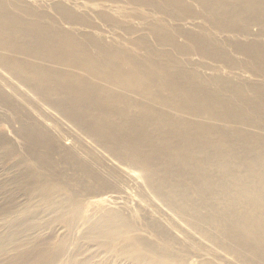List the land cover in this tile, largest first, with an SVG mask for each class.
<instances>
[{"label":"bare ground","instance_id":"6f19581e","mask_svg":"<svg viewBox=\"0 0 264 264\" xmlns=\"http://www.w3.org/2000/svg\"><path fill=\"white\" fill-rule=\"evenodd\" d=\"M84 1L0 0V112L4 107L17 112L14 97L22 95L24 86L23 91L55 109L108 153L88 149V157H82L75 147L65 148L62 137L43 123L16 118L21 123L16 148L53 174L58 154L64 165L95 184L84 181V194L65 193L53 177L37 183L34 172L36 180L30 178L27 189L30 205L6 206L1 212V219L10 212L23 216L8 224L7 236L6 230L0 234V264H221L224 255L236 264H264V86H248L256 95H247L242 83L194 67L200 64L194 58L176 56L174 50L185 56L192 52L165 24L147 27L155 42L144 35L129 43L106 28L95 35L81 32L84 26L68 27L90 25L82 10L91 7ZM128 1L157 6L154 0ZM162 1L167 11L179 7L195 14L183 0ZM198 1L221 32L247 34L254 22L264 29V0ZM102 14L111 18L106 11ZM181 31L202 55L222 54L209 47L204 33ZM235 45L249 56L244 67L264 77V41ZM214 83L220 89H213ZM232 91L241 99L233 100L228 94ZM110 159L116 166H110ZM112 182L119 186L111 189L114 193L122 183L139 186L137 209L105 206V200L116 197L111 192L105 196ZM1 190L4 193V186ZM148 203L154 214H138ZM92 204L101 214L97 219L90 215L96 220L84 226L85 244L70 254L72 237ZM51 213L56 217L45 222L59 221L68 231L63 246L35 239V245L22 249L17 227L35 231L40 226L36 219ZM139 216L145 228L136 221ZM10 244L12 255L5 259ZM190 246L194 257L185 255Z\"/></svg>","mask_w":264,"mask_h":264},{"label":"rangeland","instance_id":"374dc122","mask_svg":"<svg viewBox=\"0 0 264 264\" xmlns=\"http://www.w3.org/2000/svg\"><path fill=\"white\" fill-rule=\"evenodd\" d=\"M40 1H43V4H46L47 2L51 3L53 0H51V1L50 0H40ZM81 1H84V0H81ZM105 1H107V2H105ZM155 1H156L157 6L154 7V5H151L150 3L141 4V5L135 3V5H134V2L132 3V2H129L128 0L114 1L116 3H114L113 1H109V0H94V1L85 0L84 3L87 4L89 7H91V10L88 8L87 9L84 8V10H82V11L85 13L84 15L87 16V19L90 22V25H86L87 23L86 24L75 23V24H70L67 26L68 27L73 26V27H77V28L79 27V29H80V27L84 26V29L83 28L80 29L81 32L84 33V31L85 32L87 31V32H91V33H96L95 35H97L98 32H102L106 28V30H108V31L110 30L109 32L113 33L114 35L118 36L121 39L124 38V40L125 41L127 40L126 42L129 43L130 40L137 41L138 38L144 37V35H146L150 39V41L155 42L154 36L150 33L149 28H147V27H150L149 25L153 22L158 23V24L161 23L162 25L165 24L166 27L168 28L167 30H169L168 32H171V34L175 36L178 43L179 44L181 43V45H186L187 49L190 50V53L192 52L191 55L185 56L182 53H177L174 50V54L176 56H178L180 58H185V57L194 58V61H197V63H200V64L194 65V67H196L200 70H205V71L210 72V73H217V74L223 75L225 77H230V79L232 78V80L235 83H239V84L242 83V85L246 86V94L247 95H256L253 91L249 90V87L256 85V83H257V85L261 84L264 86V77L263 76L258 75V74H254V71L250 70L251 68L247 67V65H246L247 68L244 67L245 66L244 63H247V61L249 60V56L247 55V53H244V52L238 50L236 45H235L236 43H239V42L240 43H249V42H254V41H264V32H263L264 29L261 25H258L256 22H254L253 24H251L248 27L249 33H247V34L238 33V32H221V31H219L218 28H216V27L214 28V25H211V23L208 20L207 15L203 12V8H202V6L198 0H183L185 5L190 6V10H192L193 13H195L194 15H192L191 12L185 11L179 7H176L175 9L172 8L171 12H170V10L167 11V9H163V7H162L163 6L162 0H154V2ZM261 1H263V0H261ZM120 2H122V3H120ZM111 4H113V5L119 4V6L116 7L117 11L111 10V9L108 10L107 6L111 5ZM160 4H162V5H160ZM162 9H163V11H162ZM173 9L175 10V12ZM85 10H87V11H85ZM98 11H100V12H98ZM105 11L108 14H111L110 16L112 19L109 16H107V18L106 17L104 18L102 12H105ZM99 13L101 14V16ZM184 13H186V14H184ZM91 17H93L94 19ZM157 19H158V21H157ZM234 22L240 23L241 21L239 19H236V20H234ZM147 23H148V25H147ZM98 27L99 28L101 27V29H99ZM107 27H109L111 29H109ZM181 30H184V31L188 30V31H191L192 33H196V34H197V32L198 33H204L203 37H204L205 41H207L209 43V47L211 49H217L222 54H219L215 57H213V56L212 57H206V56L202 55L199 52V50H197L198 48L196 49L195 44L192 41H190L185 35H183V31H181ZM130 45H131V43H130ZM134 48H136L135 50L138 53H141V54L145 53V49L143 47L137 48L136 46H134ZM166 48H170V47H166ZM231 60H232V62H230ZM206 67H208V68H206ZM210 69H211V71H210ZM252 72H253V74H252ZM219 85L220 84L214 83V84H212V88L218 90V89H220ZM24 88H25L24 86H21L20 92L22 93V95L20 94V95L14 97V103H15L17 112H15L13 109H11L9 107H4L2 109V112H0V114H1L0 115V136H1L0 139H2V140L5 139V141H3L4 144H2L0 146V234L2 232H4V230H6L5 231L6 236H7V232H8L7 230L10 231V228H11V227L9 228L10 225L8 226V224L12 223L13 221H17V220L19 221L22 218L23 213L22 212H10V214H9L8 213L9 211H8L7 212V214H9L7 216L8 218L6 217L7 218L6 219L4 217V219L3 218L1 219V212L3 213L4 211L8 210L6 208V206L12 207V206L18 204V206H20L23 209V208H26L27 206L30 205L29 203H31V200H30V195L27 193V189L30 187V185L28 186V183L31 184V182H30L31 180H33V182H35V180L38 178L37 183L38 182L39 183H42V182L45 183L50 179L52 180V177H53L57 182H61L60 184L64 185L63 192L71 193V194L77 190H81V192L83 193L84 192V189H83L84 188L83 187L84 181H86L87 184H89V185L90 184L93 185L92 183H94L93 179L88 178L87 176L82 175V174H77V173H75V171L69 169L66 165H64V163L61 161V157L58 154L55 155V159L57 161V169H58L55 172L58 171L59 174H58V172H57V174L54 172V174H55L54 175L52 170H48V169H46V167L45 168L41 167L35 159H32V157H28L25 153V150L20 149V148L19 149L16 148L18 143H20V140H21L20 135L17 134V132H16V131L19 132L20 128H21V123L16 120L17 117L25 120V122H30V121L34 120L35 122L43 123L50 130L51 133L58 134L62 137L63 146L65 148L75 147V149L79 150L82 157H85V156L88 157L86 155V152L88 149H93L95 151H98L101 155H104V156L108 155V153L106 151H104L97 143H95V141L93 139L85 137L82 131H80L78 128H76L73 125H71L70 123H68V121H66L63 117H61L55 109H53V108L45 105L44 103H42L33 94L28 93L27 91H23ZM233 91H234V89H233ZM233 91H232V93L228 92V94H231L232 99L233 100L241 99V98H237L235 93H233ZM214 122L217 124H222L219 121H214ZM10 133H11L12 137L10 136ZM16 139H18V140H16ZM12 141H13V143H12ZM12 149L15 150L14 151L15 153L13 152ZM42 150L47 151L48 149L45 147ZM19 152H21V154ZM19 155L21 158H19ZM26 157H28V158H26ZM109 164H110V166L111 165L116 166L117 163L114 160L110 159ZM40 168L43 169V171ZM37 169H40V171H38ZM34 172H36V173L41 172L42 178H41V174L37 173V175H38L37 176L36 173L34 174ZM26 173L28 176H26ZM20 175H21V177H20ZM31 175H33V177H31ZM59 175H60V177H59ZM34 177H36V179ZM43 177H46V178H43ZM30 178H31V180H30ZM32 178H34V179H32ZM139 179H140L139 183H141L143 181V179L141 177ZM127 183H125V184L122 183V186L120 188L121 192L119 191V192L114 193V192H112V190L114 189V187L116 189V186H118V184L112 182V187L106 189L107 191L105 193V196H108L111 192L112 195L113 196L115 195L116 197L112 198V200L115 198L114 201L107 200V201H109L108 203L105 200L104 202H106V203H104V204L106 207H114V208L120 207L121 208L122 206H124V207H126V212H128V210H135L138 208L139 186L137 184H133V183H128L129 184L128 185ZM2 186H4V189H5L4 193L1 190ZM55 189L57 190L59 188H55ZM117 189L119 190V186ZM36 192L38 194V191H36ZM107 192H108V194H107ZM116 194L117 195L119 194V195L117 196ZM19 195H22V196H19ZM6 196H8V197H6ZM14 198L16 200H14ZM81 198H84L83 195H81ZM89 198H91V197L89 196ZM119 198H121V200H119ZM124 198L126 199L125 201L127 202V204H125L126 202L123 200ZM116 199H117V201H116ZM14 201H15V204H14ZM113 202H114V204L116 202V204L115 205L110 204ZM118 205H120V206H118ZM148 205L150 207H146L144 210L139 211L138 214H140V213L148 214V212H150V214H154L152 211V209H154L153 206L150 203H148ZM95 206L96 205H93V204H92V206L91 205L86 206V211H89V212H88V214L86 211H85L86 213L85 212L83 213V215L80 219V222L76 228L78 235L76 234L72 237V241L74 242V243L73 242L72 243L73 244L76 243L75 245L78 248L75 245L71 244L69 247V249L71 248L69 250V252L73 248L74 249H73V253H71L72 252L71 251L70 254H74V252H76L75 250L79 249L80 244L81 245L85 244L84 235L82 236V234L84 232V226H85V228H87L101 214L98 212L99 209L95 208ZM4 208H6V210ZM8 208H10V207H8ZM9 210H11V209H9ZM97 213H98V216H97ZM56 215H57V213H51L50 216H47V217L45 216L44 218H41V220L36 219V222L40 225L39 226L40 230H37V229H39V228H37V229H35V231L34 230H32L31 232L26 231L30 235L27 234L22 228H20L21 226H18L17 231L19 234L17 233V235H18L17 238H18V243L22 246V249H24V248L26 249V247L29 246L28 244H30L31 246H32V244L35 245V239H37L39 241L42 240L44 242V245L46 243L47 244L51 243V244L55 245V247L61 248L63 246V239L65 238V236L68 235V231L66 230V227L64 226L63 223H60L59 221H57V223L56 222L50 223V224L46 223V222L49 223V221L51 219L55 218ZM90 215L95 217L96 219L91 218ZM88 218H91L90 221ZM136 221H138L139 225L142 228H145L144 225L140 224L141 223L140 222L141 216H139L136 219ZM81 222L84 224H82ZM42 226H43V228H42ZM77 236H78V238H77ZM27 237L30 238L31 240L27 239ZM25 238L28 241L27 244H26ZM39 238H41V239H39ZM7 239L8 238H5L4 241L6 242ZM37 240H36V242H39ZM23 241H25V242H23ZM21 242H23V243H21ZM77 243H78V245H77ZM177 245H179V244H177ZM13 246H14L13 244H10L9 247L7 248L8 252L6 251L5 255H3L5 259H10L11 255H12V252H10V251H11V249H13ZM116 253H114V255H115L114 257L119 256L118 255L119 252H116ZM194 253H195V248L190 246L187 248L185 255H187L188 257H194L195 256ZM232 258L233 257L230 255H224L223 258L222 257L220 258L221 261L220 260L219 261L221 264H236ZM57 264H59V263H57ZM66 264H68V263H66ZM192 264H199V263L193 262Z\"/></svg>","mask_w":264,"mask_h":264}]
</instances>
